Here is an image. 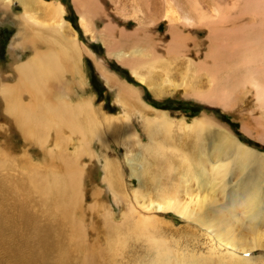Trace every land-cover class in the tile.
<instances>
[{
	"label": "bare ground",
	"instance_id": "obj_1",
	"mask_svg": "<svg viewBox=\"0 0 264 264\" xmlns=\"http://www.w3.org/2000/svg\"><path fill=\"white\" fill-rule=\"evenodd\" d=\"M72 2L78 13V26L83 33L94 36L93 24L101 20L100 37L108 56L127 68L141 83L154 88L162 74L168 76L173 68L184 70L191 65L199 73L198 76L204 75L203 79L209 85L205 92L195 91V97L225 105L231 101L234 93L239 94V90L242 92L246 89L247 93H252L260 113L253 117V128L264 140V0ZM15 3L19 10H15ZM236 5L242 9L239 14L232 12ZM64 6L60 0H0V14L8 16L15 26L8 66L3 68L0 65V218L4 223L7 220L2 213L10 200L21 199L27 193H37L40 187L48 184L40 185L47 182L43 178H51L49 193L63 206L65 212L69 210L70 200L78 197V188L85 172L79 159L85 155L84 149L89 150L93 139L105 149L109 147V138L124 148L128 165L133 171L135 161L142 166L150 164V169L157 174L154 178L159 179L148 178L149 185L153 183L156 187L153 194L158 195L157 200L151 197L150 204L155 209L175 210L182 215L187 210L184 195L190 192V181L198 180L200 176L211 179L222 176L219 175L221 173L225 175L228 168L222 169L219 166L223 164L214 165L209 161L214 153L218 155L223 151L229 154L234 150L236 154L232 159L239 172L253 160L264 163V154H257L245 147L230 134L234 143L226 141L222 149L219 142L207 150L203 145V139L207 136L201 132V124L198 133L192 135L191 132L177 143L176 136L172 135L179 124L169 122L164 111H161V116L151 118L147 114L151 106L141 104L134 93L136 89L133 90L129 82L99 64L94 55H91V59L98 74L113 91L116 104L122 112L118 116L107 114L102 105L93 103V97L90 96H80L75 102L71 101L70 83L80 88L84 85L81 54L87 50L76 37L75 26L66 19ZM246 16L249 21L244 23L242 20ZM2 18L1 21H4ZM116 18L123 21L131 18L137 26L129 31L125 26L115 23ZM162 19L167 24V39L149 30L150 24ZM185 25L201 26L206 30L204 40L210 38L207 45V54L211 59L209 65H193L187 58L188 38L191 35L183 30ZM25 48L30 53L25 60H19L17 52ZM138 108L146 113L145 117L141 119L138 116V119L148 138L147 143L140 140L133 125L131 113H135ZM197 123L196 119L194 125L198 126ZM196 134L200 137L193 139ZM15 137L20 141L17 145L13 142ZM32 149L34 157L38 156L36 160L32 158ZM102 165V181L107 191L114 193L113 186L122 187L120 169L117 162L109 158H105ZM131 173L137 175V194H147L148 182L144 173ZM210 191L212 195V189ZM209 198L212 200V197ZM68 200V206H64L63 203ZM52 206H55L54 200ZM187 220L192 222L191 219ZM35 224L30 221L25 223ZM210 225L215 226L214 218L210 220ZM75 232V227L68 228L69 237ZM165 234L155 238L158 241L152 240L154 255L151 264H174L172 259L177 256L178 250ZM17 241L18 238L11 236L3 244L0 264H67L62 259V253L56 255L48 250L50 258L35 257L20 246V242L15 247ZM69 249L64 254H68ZM179 259L184 261L191 257L181 256ZM235 259L232 256L225 260L234 264ZM115 260L118 259L103 262ZM205 264H214L212 257Z\"/></svg>",
	"mask_w": 264,
	"mask_h": 264
},
{
	"label": "rangeland",
	"instance_id": "obj_2",
	"mask_svg": "<svg viewBox=\"0 0 264 264\" xmlns=\"http://www.w3.org/2000/svg\"><path fill=\"white\" fill-rule=\"evenodd\" d=\"M60 1L65 5L66 19L72 26H75L76 34H78L76 37L88 51H83L81 54L85 73L84 85L80 88L70 83L71 101L75 102L80 96H90L95 101L93 103L102 105L107 114L118 116L122 112L116 104L113 91L98 74L94 61L91 59V55H94L99 64L125 82H129L128 85L133 90L136 89L134 93L142 102L141 104L145 107L151 106L147 113L151 118L161 116V111H164L169 122L179 124L178 128H174L173 133L175 134L172 135V137L176 136L177 143L182 142V139L189 136L191 132H193L192 135L198 133L201 124V132L207 136L203 139L206 149L212 144L218 145L219 142V147L223 149L226 141L234 143L230 138L232 136L237 142L257 154H264V140L253 128V117L260 113L258 103L252 93H247L246 89L242 92L239 90L237 91L239 94L234 93L236 97L233 95L231 101L225 105L195 97L193 96L195 91L205 92L209 85L203 79L204 75L198 76L199 73L191 65L184 70L173 68L168 76L162 74L158 79V85L154 88L141 83L127 68L108 56L100 37L102 36L100 32L102 21L98 20L93 24L94 36L85 34L78 26L79 18L73 0ZM14 7L15 10H19L16 3ZM234 9L232 12L235 14L242 12L240 5H236ZM0 17L4 18H2L4 21L0 18V65L4 68L8 66L9 48L12 44L15 26L8 16L0 14ZM244 21L247 23L249 18L244 17L242 22ZM115 23L125 26L129 31L137 26L131 18L124 21L116 18ZM164 23L166 21L162 19L158 23L150 24V32L159 33L167 39L168 29L167 24ZM183 30L189 32V36L191 35V38H188L187 58L193 65L199 63L209 65L211 59L207 54V45L210 38L204 40L206 30L201 26L186 25ZM201 40L203 42H200ZM17 53L20 56L19 60H25L30 50L25 48ZM140 112L142 111L139 108L135 109L131 117L140 140L147 143L148 138L138 119V116L141 119L145 117L146 113L142 112V115ZM196 119L198 126L194 125ZM188 126L191 128H187ZM176 130L181 131V135ZM199 134L192 138L198 139ZM223 136L226 137L223 139ZM15 139L17 141L13 142L16 145L19 144L18 138L15 137ZM91 142L89 150L84 149L83 154L85 155L79 159L85 172L78 188V197L63 203L64 206H68L67 202H69L71 206L69 210L65 212L63 206L49 193L51 178H43L47 182L40 183V185L48 184L40 187L37 193H27L21 199L10 200L2 213L7 223L0 218V254H3V244L13 236L18 238L15 247L20 242V246L25 247L35 257L41 258H50L48 250L56 255L62 253V259L66 260L67 264H151L154 255L152 240L158 241L155 238L162 237L166 233L178 250L177 256L172 259L174 264H205L211 257L214 264L221 262L231 264V261L225 259L232 258V256L237 258L234 264H264V163H256V160H253V163L250 162L247 167H243L242 172H239V168L233 163L235 160L232 159L236 154L234 150H231L229 154L223 151L218 155L214 153L209 161L211 164L215 163L214 165L223 164L219 166L222 169L228 168L225 175L221 173L219 175L223 177L216 176L220 178L219 180L215 177L210 179L200 176L198 180L190 181L192 185L191 189L188 188L190 192L184 195L187 210L182 215L175 210L155 209L154 205L150 204L151 197L157 200L158 195L153 194V189L156 187L153 183L149 185L148 178L159 180L154 178L157 174L150 169V164L142 166L135 161L133 171L128 165L124 148L111 141L110 138L109 147L107 146L106 149L100 146L95 139ZM86 148L88 149V146ZM140 153L141 151L138 152L139 155ZM34 154L35 152L31 155L36 160L38 156L34 157ZM104 156L115 160L121 172L122 187L113 186L114 193L108 192L102 181ZM40 158L39 160L42 161V157ZM208 168L210 166L206 167ZM131 172L137 174L142 172V175L144 173V178H147L148 182L147 194L140 196L137 194L135 179L137 175ZM209 189H212V195ZM209 197H212V200H209ZM53 200L55 206H52ZM213 218L215 226L211 227L210 220ZM187 219H191L192 222ZM27 221L37 224L25 225ZM70 227L76 228L72 237L68 236ZM67 249L69 253L64 254ZM181 256H190L191 259L180 261ZM110 259L118 260L103 262Z\"/></svg>",
	"mask_w": 264,
	"mask_h": 264
}]
</instances>
